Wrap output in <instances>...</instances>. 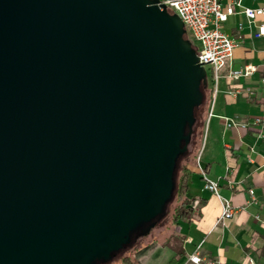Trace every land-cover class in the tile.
<instances>
[{
    "label": "water",
    "instance_id": "obj_1",
    "mask_svg": "<svg viewBox=\"0 0 264 264\" xmlns=\"http://www.w3.org/2000/svg\"><path fill=\"white\" fill-rule=\"evenodd\" d=\"M184 33L159 0H0V264L104 263L162 215L206 87Z\"/></svg>",
    "mask_w": 264,
    "mask_h": 264
},
{
    "label": "crops",
    "instance_id": "obj_2",
    "mask_svg": "<svg viewBox=\"0 0 264 264\" xmlns=\"http://www.w3.org/2000/svg\"><path fill=\"white\" fill-rule=\"evenodd\" d=\"M242 4L264 10V0H242ZM260 23H264V15L248 22L238 12L224 23V31L238 43L232 67L252 64L256 71L237 81L222 77L220 85L216 84L198 163L205 178L217 183V195L203 189L204 179L195 165L194 152L186 190V196L193 199L191 216L176 225L183 255L175 264H191L187 255L197 244L202 264H246L247 257L264 264V119L254 122L264 115L260 102L264 38L254 36ZM232 90L238 93H230ZM230 120L235 124L228 127ZM220 199L229 200L235 207L231 217L220 218Z\"/></svg>",
    "mask_w": 264,
    "mask_h": 264
},
{
    "label": "built area",
    "instance_id": "obj_3",
    "mask_svg": "<svg viewBox=\"0 0 264 264\" xmlns=\"http://www.w3.org/2000/svg\"><path fill=\"white\" fill-rule=\"evenodd\" d=\"M170 13L175 14L182 22L184 30L196 42L195 55L197 62L203 67H207L211 89L214 93L219 78H227L237 81L240 78L250 77L256 67L252 64H245L240 68L232 67V57L234 48L237 46L235 38L224 31V23L230 15L236 12L242 13L248 22L255 21L259 16L264 15L263 8H250L242 4V0H159ZM255 37L264 38V23L256 26ZM206 78V74H205ZM263 88L261 104L264 108V76L260 78ZM230 93L236 94L238 90ZM264 119L258 117L255 123H261ZM235 122L230 120L228 127ZM241 126H244L243 124ZM195 165L198 173L204 179L203 189L217 195V183L205 178L204 170L195 158ZM253 197V191L249 190ZM235 212V207L227 199H220V218L231 217ZM264 223V221H263ZM200 244L194 246L193 251L187 255V262L191 264H202L200 258ZM215 264V263H209ZM246 264H259L253 258L247 257Z\"/></svg>",
    "mask_w": 264,
    "mask_h": 264
},
{
    "label": "rangeland",
    "instance_id": "obj_4",
    "mask_svg": "<svg viewBox=\"0 0 264 264\" xmlns=\"http://www.w3.org/2000/svg\"><path fill=\"white\" fill-rule=\"evenodd\" d=\"M184 37L191 43L193 47L196 46V42L190 37L188 32L184 30ZM205 74H206V88L203 90V93L205 95L204 97V105L202 106V110L199 111L196 114V133L194 134V137L189 143L187 150L188 155L185 158L179 159L176 162L174 174H173V180L176 179L178 169L182 165L184 161H187L190 154L195 152L197 154L196 157L199 156L202 144L205 136L206 126H207V120L209 118V113L212 110V106L215 102V96L213 95L211 84L209 80V74L207 67H205ZM220 85V79L218 80L217 87ZM207 101V103H206ZM206 108V109H205ZM206 110V118L203 120L202 127L200 125V122L202 121V118L205 115ZM201 130V131H200ZM200 132V135H199ZM199 136V139H198ZM199 161V157H198ZM176 201L172 198L170 199L163 210V213L160 217H158L151 227L144 228V232L140 233L139 231L132 234L130 241L121 248L118 252H116L114 255L111 256V258L100 264H122V258L126 257L131 261H135L137 258L141 259L142 264H167L168 259L171 257V252H169L167 249H162L158 246L169 234L171 233H177L176 226L172 222V209L175 206ZM99 264V263H98ZM175 264V263H174Z\"/></svg>",
    "mask_w": 264,
    "mask_h": 264
},
{
    "label": "trees",
    "instance_id": "obj_5",
    "mask_svg": "<svg viewBox=\"0 0 264 264\" xmlns=\"http://www.w3.org/2000/svg\"><path fill=\"white\" fill-rule=\"evenodd\" d=\"M205 89L207 88L204 87L202 89V92ZM204 97L205 95L203 93L202 103L198 107H196L193 111L194 122L191 127V135H190L189 143H191L194 137V134L196 133V128H197L196 114L202 110V106L204 105ZM204 117L202 118V121L200 122L201 127H202ZM199 135H200V132H199ZM198 139H199V136H198ZM193 153H191L188 160L184 161L182 165L179 167L177 177L173 181V191H172L170 199L173 198L176 201V204L173 207L172 213H171L172 222L175 224V226L177 225L178 221L189 220L191 216V208H192L193 199L188 198L186 196V190H187V179L190 174L189 165L194 160ZM187 155H188V150L180 154L179 157L177 158V161L179 159L185 158ZM158 246L162 249H167L169 252H171V257L168 259L167 264H174L177 261V259L183 255L182 238L179 234H176V233L169 234L160 244H158ZM98 263L100 264L102 262H99V261L95 262V264H98ZM122 264H142V263H141V259L137 258L135 261H131L128 258L124 257L122 258Z\"/></svg>",
    "mask_w": 264,
    "mask_h": 264
}]
</instances>
